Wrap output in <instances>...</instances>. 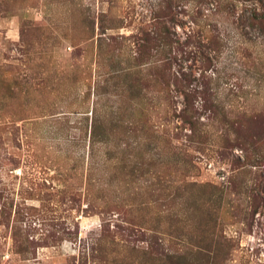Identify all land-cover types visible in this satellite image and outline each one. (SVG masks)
Wrapping results in <instances>:
<instances>
[{
  "label": "rangeland",
  "instance_id": "374dc122",
  "mask_svg": "<svg viewBox=\"0 0 264 264\" xmlns=\"http://www.w3.org/2000/svg\"><path fill=\"white\" fill-rule=\"evenodd\" d=\"M179 255L264 264V0H0V264Z\"/></svg>",
  "mask_w": 264,
  "mask_h": 264
},
{
  "label": "trees",
  "instance_id": "16d2710c",
  "mask_svg": "<svg viewBox=\"0 0 264 264\" xmlns=\"http://www.w3.org/2000/svg\"><path fill=\"white\" fill-rule=\"evenodd\" d=\"M101 123V119L99 118V120L96 122H93V124H100ZM92 131V136L94 137V135H93V133H96L97 135H101L103 132H104V129H103V127L102 126H97V130H94V127H93V129L91 130ZM214 243H216V241L214 240ZM219 242H217V244H218ZM177 258H179L180 260H179V264L180 263H186V260H185V257H183L182 255H179V256H177Z\"/></svg>",
  "mask_w": 264,
  "mask_h": 264
}]
</instances>
